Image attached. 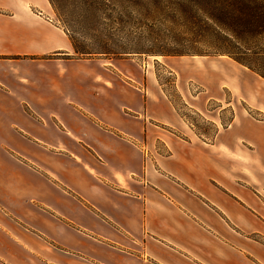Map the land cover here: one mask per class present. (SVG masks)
Masks as SVG:
<instances>
[{
  "label": "crops",
  "instance_id": "crops-1",
  "mask_svg": "<svg viewBox=\"0 0 264 264\" xmlns=\"http://www.w3.org/2000/svg\"><path fill=\"white\" fill-rule=\"evenodd\" d=\"M42 1L0 0V264H55L31 238L66 244L31 219L75 231L103 258L81 252L67 264H264V245L251 237L264 232V211L244 185L261 178L231 172L238 163L226 147L234 146L220 131L210 141L188 126L163 130L162 119L181 120L162 118L168 106L147 96L140 68L48 58L74 48L52 16H42ZM39 187L42 195L54 189L69 210L85 204L92 224L38 198Z\"/></svg>",
  "mask_w": 264,
  "mask_h": 264
},
{
  "label": "rangeland",
  "instance_id": "rangeland-1",
  "mask_svg": "<svg viewBox=\"0 0 264 264\" xmlns=\"http://www.w3.org/2000/svg\"><path fill=\"white\" fill-rule=\"evenodd\" d=\"M245 1L264 4V0ZM42 3L46 7V13L42 16L51 15L53 20L65 30L69 37L73 36L77 43H85L90 46L94 44L98 32L86 27L81 22L74 0H60L58 10L50 0H43ZM36 6L31 5L35 13H37L36 9L39 10V7ZM1 11L6 14V10L1 9ZM125 17L124 15L123 18ZM133 32L131 38L124 34L116 35L114 43L121 44L120 47L124 48L130 44L135 47H151L154 46V42H157L159 46H162L159 47L160 50H168V48L179 45L178 39L183 42L182 40L186 37L180 35L178 38V34L187 33V29L171 21H161V23L155 24L152 29L140 25L135 27ZM147 37H150V40H146ZM257 44L264 46V33ZM197 45L199 48H207V44L204 43L199 42ZM47 57L111 59L114 64H119L126 72L133 68H140L145 73L146 87H149L147 96L168 106V109L162 110V118H165L167 114H172L181 120L179 126H174L165 123L166 119L161 118L160 127L163 130L177 132V130L182 131L184 126L186 128L188 126L198 133H203L205 139L210 141H213L217 132L220 131L219 134L227 141L226 145L234 146L233 148L226 147L229 160L238 163L231 172L235 176L244 178L243 180H252L255 175L261 178V180L258 179L257 186L245 182L244 185L252 189L256 200L255 207L264 211V78L261 75L227 54L151 55L133 53L106 57L97 54L78 55L74 51L71 55L50 54ZM255 61L262 62L263 64L259 65L264 67V58L255 59ZM151 114L153 113L149 112V115ZM1 138L3 141H7L4 135ZM142 149L145 150V160H152L150 156L152 153L148 145ZM2 155H7L15 165L18 162L10 153ZM32 192L38 198L46 200L58 208L61 207L54 198V189L50 188L45 195H42L40 187L32 189ZM61 209H67L69 217L79 223L92 224L90 218L84 214L88 212L85 204L76 206L77 211L69 210L63 206ZM262 213L264 214V212ZM258 214L260 218L264 219L260 215L261 213ZM36 221L37 219L35 221L31 219L29 222L45 229L67 247L58 246L59 244H55L57 242L54 240L55 243L45 239L44 243L42 241L44 239L40 235H37L39 239L32 236L34 241L31 238L30 243L35 251L42 253L46 259L55 264H67L71 258H79L78 253L81 252L84 253L82 255L87 254L89 258H102L100 253L93 252L88 245H84V239L75 231H63L61 228H57L54 223L41 219ZM65 224L66 227L72 229L74 227L69 223ZM251 237L264 245V232L253 233ZM97 246L98 248L102 247V245ZM23 253L27 255L24 250ZM35 264L46 263L37 259Z\"/></svg>",
  "mask_w": 264,
  "mask_h": 264
},
{
  "label": "trees",
  "instance_id": "trees-1",
  "mask_svg": "<svg viewBox=\"0 0 264 264\" xmlns=\"http://www.w3.org/2000/svg\"><path fill=\"white\" fill-rule=\"evenodd\" d=\"M57 8L60 0H50ZM81 22L97 31L92 46L77 43L70 36L78 55L121 56L133 53L151 55H220L227 54L264 78V67L255 59L264 58V46L257 42L264 33V4L245 0H74ZM62 16V14H60ZM126 16L123 18V16ZM110 20V21H106ZM161 21L182 25L187 33L179 45L160 50L151 47L121 48L116 35L132 37L140 25L150 29ZM73 37V38H72ZM146 40H150L147 37ZM153 40V39H152ZM188 41V43H186ZM207 44L199 48L198 43Z\"/></svg>",
  "mask_w": 264,
  "mask_h": 264
}]
</instances>
